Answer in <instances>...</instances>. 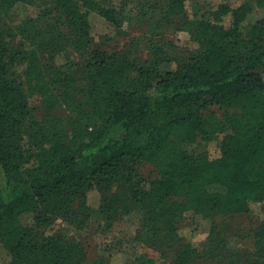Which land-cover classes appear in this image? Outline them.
Instances as JSON below:
<instances>
[{"label":"trees","instance_id":"trees-1","mask_svg":"<svg viewBox=\"0 0 264 264\" xmlns=\"http://www.w3.org/2000/svg\"><path fill=\"white\" fill-rule=\"evenodd\" d=\"M237 1L191 17L186 0H125L153 26L138 62L129 50L102 48L88 17L96 6L123 34L125 8L47 0L38 17L15 20L33 0H0V243L10 264H86L81 241L44 228L58 218L84 227L92 217L110 228L132 212L140 216L135 240L174 254L170 264H243L244 238L253 264H264V216L239 221L253 217V204L264 214V16L247 32L264 0ZM174 16L198 43L189 55L164 37ZM216 140L217 156L188 149ZM92 191L101 194L97 208ZM195 214L212 216L200 244L182 233Z\"/></svg>","mask_w":264,"mask_h":264},{"label":"rangeland","instance_id":"rangeland-1","mask_svg":"<svg viewBox=\"0 0 264 264\" xmlns=\"http://www.w3.org/2000/svg\"><path fill=\"white\" fill-rule=\"evenodd\" d=\"M106 6H117L130 11L129 20L122 25L123 34L117 32L116 27L98 12V8L92 7L88 11V17L92 24V33L96 41L109 52L128 51L132 58L138 62H143L149 54L148 39L152 36L153 26L148 20V16H144L137 3H124L125 0H97ZM238 3L237 0H186V11L191 17L201 16V14L211 8H215L222 2ZM47 0H33V2L20 6L14 12V19L21 20L24 17H38L48 8ZM264 16V7H255V10L249 17V26L247 32L251 30L257 19ZM180 16H174L171 25L165 29L164 37L175 44L174 53L189 55V53L198 48V43L194 40L191 33L185 29H178ZM7 22V21H5ZM9 23V22H7ZM65 32L70 36L67 28ZM160 41L159 38H156ZM72 58L76 61L83 62L86 55L78 51L74 45L69 46ZM64 60V59H60ZM47 66V72L52 75L55 68ZM173 67L165 65L164 68ZM83 84V83H82ZM34 114L41 117L44 113L39 96H33L31 99ZM217 118L224 128L230 129L228 117L219 106L214 107ZM58 114L65 115L67 113L65 106H59L54 110ZM188 149L191 153L209 152L211 156L219 154V140L206 142L199 141L190 144ZM151 164H146L145 172L152 169ZM117 190V187L113 191ZM101 202V194L97 191L89 193V204L92 207H99ZM253 217L243 216L239 219L243 224L250 225L258 222L263 216L260 204H253ZM140 224V216L138 212H132L122 217L114 223V226L107 228L96 217L88 222L84 227H78L69 223L63 218H58L52 225L47 226L44 230L51 234L57 230H61L75 240L83 243L87 253L86 264H170L174 254L168 256L156 248L145 243L135 240L136 231ZM212 225V216L210 214H195L188 216L182 223V233L184 236L192 240L195 244L203 242L210 233ZM239 246L244 251L243 264H253L252 261V242L250 239H240ZM11 255L0 243V264H10Z\"/></svg>","mask_w":264,"mask_h":264}]
</instances>
